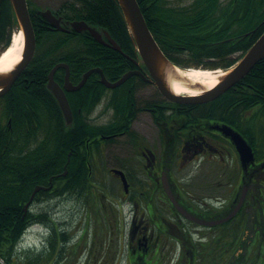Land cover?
<instances>
[{
	"label": "flooded vegetation",
	"instance_id": "1",
	"mask_svg": "<svg viewBox=\"0 0 264 264\" xmlns=\"http://www.w3.org/2000/svg\"><path fill=\"white\" fill-rule=\"evenodd\" d=\"M128 60L136 66L135 57ZM141 72L145 78L136 75L126 82L125 89L134 100L124 108L118 91L124 86L107 91L89 111L86 94L80 96L82 100L79 107L75 103V108H79L77 118L84 135L76 144L78 149L69 146L61 174L54 176L58 178L66 172L67 177L75 155L76 171L90 174L91 190L97 197L94 203L108 210L104 219L110 227L117 225L111 233H123L124 220L128 214L131 217L128 241L122 247L123 260L115 251L100 264H264L263 141L259 139L256 149L253 147L254 163L245 166L230 137L219 130L223 124H231L194 118V108L168 102L150 82L147 70ZM93 82L100 83V78ZM148 90L150 97L144 95ZM67 95L69 98L71 93ZM53 107L55 110V102ZM59 111V119L65 124L60 108ZM254 112L255 109L243 112L242 124L246 128L249 114ZM25 114L21 109V118ZM256 123L257 133L264 127V118L260 117ZM232 127L252 143L244 128ZM26 136L28 146H35V134L22 124L19 133L22 144ZM67 137L65 144L69 141ZM115 171L125 175L126 187ZM112 177L118 189L110 184ZM164 179L181 210L200 222L187 218L176 208L165 190ZM55 182L49 191L35 197L31 211L46 198L56 202L67 197L79 204L86 217L87 208H82L89 201L86 190L73 192L69 182L60 187ZM235 246L242 252L237 258L232 253ZM82 247L81 254H85L82 263L92 264L85 238L74 249Z\"/></svg>",
	"mask_w": 264,
	"mask_h": 264
},
{
	"label": "trees",
	"instance_id": "2",
	"mask_svg": "<svg viewBox=\"0 0 264 264\" xmlns=\"http://www.w3.org/2000/svg\"><path fill=\"white\" fill-rule=\"evenodd\" d=\"M137 1L163 52L174 63L186 68H229L237 61L233 56L245 53L264 32V0H231L226 5L220 0H192L190 5H174L171 0ZM30 13L37 38L36 55L9 94L0 99V258L7 264H62L56 263L61 259L54 251L57 235L60 233L61 239H65L60 232L63 228L51 225L52 213L46 208L24 216L23 203L35 186L49 185V178L62 171L70 148L78 149L76 144L84 135L81 120L77 118L79 108H75V103L79 107L82 100L80 96L86 94L89 111L105 97L107 89L93 82L94 75L80 91L70 95L75 118L73 125L67 127L59 119V107L46 87L48 74L54 65L63 62L69 65L74 83L95 67H100L108 79L114 81L134 66L121 53L95 41L89 33L67 34L51 30L41 15L31 8ZM57 14L64 20H84L91 26L107 30L125 54L137 56L116 0H69L60 6ZM16 26L9 0H0V51L11 44ZM63 73L59 70L55 75L60 84ZM125 86L118 90L123 108L134 100ZM191 108H194V118L223 121L244 128L254 148L259 139L264 144V127L255 131L256 122L264 118V59L219 99ZM21 109L26 113L23 118ZM251 109L255 112L248 117L246 128L242 124L243 112ZM22 124L35 134V146H28L27 136L23 144L20 142ZM87 130L89 132L91 127ZM66 137L69 141L65 144ZM74 163L75 155L71 158L68 176L60 178L56 185L60 187L69 182L73 192L86 190L87 198L95 202L97 197L91 190L90 174L77 172ZM45 202L42 200L40 204ZM34 223L51 228L49 249L47 254L36 259L29 256L26 259L16 254V247L27 227ZM237 249L235 246L232 251L233 258L240 255H236Z\"/></svg>",
	"mask_w": 264,
	"mask_h": 264
},
{
	"label": "water",
	"instance_id": "3",
	"mask_svg": "<svg viewBox=\"0 0 264 264\" xmlns=\"http://www.w3.org/2000/svg\"><path fill=\"white\" fill-rule=\"evenodd\" d=\"M9 1L18 25L23 32L25 42L22 59L10 69L0 71V97L10 91L23 71L28 67L36 51V37L27 0ZM117 2L122 11L126 27L131 35L135 49L150 73L152 78L150 82H153L160 93L171 102L186 105H202L213 102L236 86L260 61L264 59L263 32L250 49L242 56L239 62L233 68L226 70L223 75H220L217 78L218 83L216 85L209 87L207 84L187 77L185 75L186 70L176 66L164 54L151 33L137 0H117ZM41 15L53 30L70 32V28H72L79 33L87 31L101 44L107 45L112 49L121 52V47L106 30L101 32L96 27L87 24L85 21L66 22V24L69 25L68 29L63 25L62 17H57L52 10H46L42 12ZM60 68H64L66 71L64 89L68 92L80 90L89 77L94 73L100 75L102 84L107 88L112 89L121 86L133 75H141L144 77L140 71L135 70L128 72L121 79L112 83L106 79L100 68H94L83 75L80 83L73 85L69 79L70 71L68 65L63 63L57 64L49 74V82L47 86L55 95L64 114L67 125H70L73 121L72 111L64 89L54 80V75ZM176 86L186 88L188 93H178ZM193 91H195V93H193ZM219 130L231 138L244 165L254 162V154L251 147L238 132L226 125L220 127ZM117 173L122 176L123 181L126 184L125 176L120 172ZM164 183L166 191L177 209L187 218L195 222H200L198 219L181 210V207L178 205L168 187L167 179H164ZM40 190H49V188L37 186L30 201L24 206L25 212L28 210L36 193Z\"/></svg>",
	"mask_w": 264,
	"mask_h": 264
},
{
	"label": "rangeland",
	"instance_id": "4",
	"mask_svg": "<svg viewBox=\"0 0 264 264\" xmlns=\"http://www.w3.org/2000/svg\"><path fill=\"white\" fill-rule=\"evenodd\" d=\"M28 1H29L31 9L36 12L38 9L42 11L45 9H51L53 11H56L60 8L62 4H64L66 1H69V0H28ZM171 1L174 5H188L192 2V0H171ZM229 1L230 0H220V2L223 5H226L227 3H229ZM22 44H24V36H23ZM22 49H23V46H22ZM240 55L241 53H237L233 56V58L238 59ZM144 95L150 97L149 95H151V91L150 90L144 91ZM109 116H107L106 118H109ZM144 120L147 123H149L148 118ZM199 164H202V161L199 162ZM184 172L187 173L186 171ZM109 182L110 184H112V186H114L117 189L118 183H116L115 178L112 177L111 179H109ZM78 205L79 204L77 202L70 201V199H67V197H64L63 199L61 198L57 200L56 202L47 201L43 203L42 205L41 204L39 206L37 205V208L38 210L42 208H46V210H49L51 211V213L54 214V218H53L54 223L52 224L53 226H57V228L61 226L63 227V230H68V231H72L75 229L71 237H68L67 239V236L65 235V239H63V241L72 242V241H76L77 239H79L82 230L85 229L84 227H86L87 225V219H85V216H83L82 214L83 210L82 209L80 210L79 209L80 206ZM82 208L83 209L85 208V210L87 208V213L90 212L92 214V218H90L89 227H88L89 237L88 239L86 238V240L90 243L89 246H91L90 250L89 248L87 249L90 251L88 258L93 257L92 264H100V262H105L110 257H112L111 255L115 251H118L119 248L121 247L122 241L127 242L128 236L121 238V236L117 232L112 234L110 225L107 224L106 220L104 219V216L99 209V205L92 202V200L88 201L87 206L83 205ZM130 218L131 217L128 214L126 217L127 221L125 220L126 228H129ZM30 230L31 232L27 235L24 243H21L19 245V248L16 254H19V255L21 254L26 259L28 256L30 258L32 257V259L34 258L36 259L40 255L47 254L43 252V250L41 249L44 237L39 235V233H44L46 229L44 226L35 225V227H33ZM60 240L62 239L60 238ZM59 242L61 243V241ZM62 244L64 245V242ZM19 249H23V252L20 253ZM69 250L70 249H68V251ZM91 252H95V255L91 254ZM64 253L65 252L59 253L58 258H60L61 260H64V258L68 256L67 252L65 254ZM80 253L81 252L76 253V255L74 256L76 260H74V257H73L72 264H79V259L81 256ZM238 254L240 255L242 254L240 249L236 250V255ZM0 263L4 264L5 261L2 258H0ZM63 264H68V262L64 261Z\"/></svg>",
	"mask_w": 264,
	"mask_h": 264
},
{
	"label": "bare ground",
	"instance_id": "5",
	"mask_svg": "<svg viewBox=\"0 0 264 264\" xmlns=\"http://www.w3.org/2000/svg\"><path fill=\"white\" fill-rule=\"evenodd\" d=\"M40 15L42 12L46 10H51V9H45V10H40ZM59 17V15H56ZM42 17V15H41ZM43 18V17H42ZM23 34L21 31H17L14 33L12 43L7 50H5L3 53L0 54V71H6L13 67L17 62L20 61L22 57V46H23ZM186 76L207 84L209 87H212L218 83L217 78L223 74L222 70H217V71H211V70H203V69H189L185 72ZM177 92L178 93H188V90L186 88H183L181 86H176ZM195 93V91H193Z\"/></svg>",
	"mask_w": 264,
	"mask_h": 264
}]
</instances>
